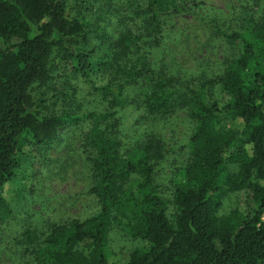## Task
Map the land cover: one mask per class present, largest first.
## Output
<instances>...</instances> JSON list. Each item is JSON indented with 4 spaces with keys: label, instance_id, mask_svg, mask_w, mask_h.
<instances>
[{
    "label": "trees",
    "instance_id": "trees-1",
    "mask_svg": "<svg viewBox=\"0 0 264 264\" xmlns=\"http://www.w3.org/2000/svg\"><path fill=\"white\" fill-rule=\"evenodd\" d=\"M249 2L256 4L243 3L226 26L196 0H0V227L34 190V151L44 160L62 131L82 137L96 203L86 217L51 223L47 232L30 224L24 257L264 264V5ZM187 12L214 32L211 74L189 73L169 58L172 23ZM81 83L102 111L85 108ZM129 106L147 127L131 145L121 139ZM181 110L193 128L166 197L161 167L172 146L157 124ZM114 231L146 247L122 257L111 249Z\"/></svg>",
    "mask_w": 264,
    "mask_h": 264
},
{
    "label": "rangeland",
    "instance_id": "rangeland-1",
    "mask_svg": "<svg viewBox=\"0 0 264 264\" xmlns=\"http://www.w3.org/2000/svg\"><path fill=\"white\" fill-rule=\"evenodd\" d=\"M205 3L207 8L215 10L221 17V23L229 26L240 15L243 3L253 6L256 2L249 0H196ZM264 5V0H257ZM232 23V25H233ZM173 31L168 41L169 58L178 66L182 65L187 72L199 74L215 66L219 46L214 40L211 26L198 19L194 13L187 12L172 23ZM212 39V40H211ZM171 63V62H170ZM173 66V64L171 63ZM209 67L210 69H205ZM205 73V72H204ZM89 92L88 86L80 84ZM140 95V94H139ZM138 95V96H139ZM221 98L218 89L212 95ZM87 109L97 112L104 106L96 96L85 94L82 101ZM132 106L127 107L120 115L126 119L125 135L121 139L128 145L134 144L137 138L147 130L146 126L136 124L140 114L134 113ZM137 125V129L133 128ZM160 133L164 135L167 145L172 146V152L163 162L161 185L165 196L169 197L177 180V170L185 165L187 143L193 124L184 111H178L167 121L157 124ZM137 130V131H136ZM136 136V140H135ZM81 136L79 133H65L47 152L45 159L40 160V151H34L30 162L29 176L36 177L34 190L26 193L21 202L14 205L15 212L8 224L0 227V264H34L33 259L24 257L22 247L23 231L33 223L40 231L47 232L51 223L65 222L74 216L86 217L96 205L89 193L90 178L87 157L80 150ZM34 157H36L34 159ZM27 164H29L27 162ZM31 164V163H30ZM33 180L31 181V185ZM237 197H231L227 210L236 206ZM111 249L122 257L131 252L146 247V243L124 236L118 231L111 235Z\"/></svg>",
    "mask_w": 264,
    "mask_h": 264
},
{
    "label": "built area",
    "instance_id": "built-area-1",
    "mask_svg": "<svg viewBox=\"0 0 264 264\" xmlns=\"http://www.w3.org/2000/svg\"><path fill=\"white\" fill-rule=\"evenodd\" d=\"M263 220H264V217H263Z\"/></svg>",
    "mask_w": 264,
    "mask_h": 264
}]
</instances>
